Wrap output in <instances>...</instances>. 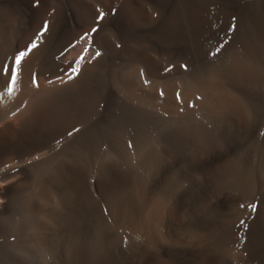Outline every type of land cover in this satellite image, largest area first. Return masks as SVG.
I'll return each mask as SVG.
<instances>
[{
    "label": "bare ground",
    "instance_id": "6f19581e",
    "mask_svg": "<svg viewBox=\"0 0 264 264\" xmlns=\"http://www.w3.org/2000/svg\"><path fill=\"white\" fill-rule=\"evenodd\" d=\"M220 6L0 0L1 233L31 237L26 247L51 264H264V2L224 16ZM231 16L243 26L217 64L170 72L180 58L203 57ZM45 20L49 30L7 93L2 65ZM93 27L95 48L80 39ZM114 52L124 67H114ZM81 54L82 72L69 82ZM197 94L205 102L188 108Z\"/></svg>",
    "mask_w": 264,
    "mask_h": 264
},
{
    "label": "rangeland",
    "instance_id": "374dc122",
    "mask_svg": "<svg viewBox=\"0 0 264 264\" xmlns=\"http://www.w3.org/2000/svg\"><path fill=\"white\" fill-rule=\"evenodd\" d=\"M219 1V0H218ZM259 1H261V0H220V2H221V9L219 8V10H220V13H221V15H229V14H233V12L232 11H230V10H232L233 8H236V7H247V6H249V5H253V4H256L257 2H259ZM242 2V3H241ZM263 2H264V0H263ZM225 4V5H224ZM249 4V5H248ZM223 6V7H222ZM225 13V14H224ZM227 13V14H226ZM239 17L237 16H231L230 18H228V19H225V22H226V24L228 25V29H227V31H226V29L224 28L222 31H224L225 33H224V35L215 43V45L213 46V47H211L208 51H207V53L203 56V57H200V58H195V57H184V58H180V59H178L176 62L174 61V62H172V63H170V67H169V70H171L170 72L172 73V74H174V73H178L179 71H183L184 73H186V74H188V75H190V73L195 69V68H197V67H209V66H212V65H215V64H217L218 62H219V60H220V58L223 56V54H224V52L222 53V55H220V57L218 56L216 59H215V61L214 62H210V61H212V57H211V55H210V52L211 51H214L215 50V47H217V46H219V44L220 43H222V42H225V41H227V45H226V50L230 47V46H232L235 42H236V40H237V38H238V36H240V32H241V28H242V26H243V21L242 20H240V18L238 19ZM231 19V20H230ZM237 21H236V20ZM235 20V21H234ZM233 21V22H232ZM229 22H230V24H229ZM236 23V24H235ZM233 27V28H232ZM236 30V31H235ZM239 31V32H238ZM236 32V33H235ZM231 35V36H230ZM223 39V40H222ZM229 40V41H228ZM232 44V45H231ZM118 58V59H117ZM117 59V60H116ZM218 60V61H217ZM116 63V65L115 64H113V65H115L114 67H117V68H122V67H124L125 66V60L122 58L121 59V57H120V53L119 52H114V58H113V63ZM123 63H124V65H123ZM191 64H193V65H191ZM184 65H187L188 66V68L186 69V68H184L183 66ZM191 67V68H190ZM165 122H167V120L166 119H164V120H157L156 121V123H161L162 125H167V123H165ZM165 123V124H164ZM67 143V142H66ZM66 143H64V144H60L59 146L60 147H63ZM57 147V149H56V151H59V149H61L60 147ZM3 222H4V224H3ZM3 222H1V224H3V225H5L6 224V222L5 221H3ZM76 225V223H75V221H74V223H73V227ZM8 227V226H7ZM76 227V226H75ZM74 227V228H75ZM12 229V228H11ZM76 229V228H75ZM2 233L0 232V258H1V256L2 255H4V254H6L5 256H2V258H4V260L6 261L7 260V263L6 264H9V261H11L12 263H10V264H13V262L14 261H12V260H14V259H16V257L18 258V256L19 257H21V255H22V258H24L23 259V262L25 261V263L26 264H31V263H35V264H45V262H47L48 260V262H50V264H51V259L50 258H52L49 254H46L43 250H41V249H39L38 247H36L35 245L34 246H31V245H33L34 243H32V238L31 237H29V236H26V235H24V236H26V239H25V237L24 236H20L19 234V236H20V238H22V239H24V240H22V239H20L19 240V237H18V235L16 234H12L10 231L8 232V235L9 236H11V234L13 235V236H11V237H9L8 235L6 236V234H7V232H5L4 231V229L2 228ZM12 231V230H11ZM14 231V230H13ZM6 233V234H5ZM2 235V236H1ZM23 235V234H22ZM4 236H5V238H4ZM31 238V239H30ZM28 239H29V241H28ZM25 240H27V242L29 243L30 242V244H28V245H30L29 247H30V250H29V247L27 246L26 247V244H27V242L25 241ZM31 240V241H30ZM25 241V242H24ZM21 242V243H20ZM24 244V245H23ZM20 247V248H19ZM34 247V248H33ZM20 249V250H18V251H16L15 249ZM26 248H28V249H26ZM31 248H32V250H31ZM23 250V251H22ZM35 250V251H34ZM38 250L39 251H42V252H40V254H39V252H38ZM35 253H38V257L36 256L35 257V254H34V252ZM12 252V253H11ZM13 252H14V254H15V252H17L15 255H16V257H15V255L13 254ZM33 252V253H32ZM8 253H9V256L7 257V255H8ZM11 253V254H10ZM19 253V254H18ZM17 254H18V256H17ZM28 254L30 255L29 257H28ZM43 254V255H42ZM14 255V256H13ZM25 257H24V256ZM27 255V256H26ZM42 255V256H41ZM47 256V258H45V259H48V260H44V258H43V256ZM15 257V258H13V259H10L9 257ZM33 257H35V258H37V260L40 258V260H35V258H34V260H32L31 258H33ZM6 258H8V259H6ZM22 258H18V259H16L15 260V262H16V264H25V263H22V262H20L21 260H22ZM26 258V259H25ZM43 258V260L45 261H43V263H42V261H41V259ZM19 259H21L20 261H19ZM4 260H2V259H0V262L2 261H4ZM51 260V261H50ZM5 261H4V263H0V264H5ZM29 261V262H28ZM32 261H34V262H32ZM36 261V262H35ZM19 262V263H18ZM38 262V263H37ZM46 263V264H49V263ZM52 263H54V261H52ZM56 264V263H55ZM57 264H59V263H57Z\"/></svg>",
    "mask_w": 264,
    "mask_h": 264
},
{
    "label": "snow or ice",
    "instance_id": "6c2138e0",
    "mask_svg": "<svg viewBox=\"0 0 264 264\" xmlns=\"http://www.w3.org/2000/svg\"><path fill=\"white\" fill-rule=\"evenodd\" d=\"M36 3L38 4L39 0H36ZM103 16H104V13L98 14V18L103 17ZM48 30H49V22L47 20H45L43 22V27L38 30V33L36 34V38L33 39L27 45V50L25 51V50L17 49L16 53L14 54V56L12 58H10L9 62L2 65L3 74L5 75V77H10V79L6 80V83L4 86V91H6L7 93H11L13 91V85H15L17 82L18 69L21 67L22 62L24 61L25 57L28 56L29 53H31L33 50L37 49V47H38L37 40L42 35H44ZM97 31H98V27H93L91 29L90 33H85L83 36L80 37V39L84 40L86 38H90L89 44L92 48H95L94 37L92 36V34L97 33ZM226 45H227V41L222 42L219 44V46L215 47L214 51L210 52V55L213 58L212 61H210V62H214L218 56L222 55V53L226 51ZM70 48H71V46H69V48H65L63 50V52H61L60 55L57 57V59L58 60L62 59L63 56L70 50ZM88 51H89V48H86L85 53H87ZM101 54L102 53L100 51H96L95 55L92 57V60H95L96 58L100 57ZM81 60H86L85 54H81V56L79 58H77L74 62H72V65L69 68L70 74L65 73L69 82L72 81L74 78H78V75L82 72V69L79 67ZM183 67L186 69L188 68L187 65H184ZM165 70L167 71V69H165ZM140 75H141V77H143L144 72L141 71ZM58 79H60V78L58 77ZM49 82L51 83L52 81L50 80ZM143 82L145 83V85L149 84V81L147 79H145ZM31 83L34 87H36V88L39 87L38 72H36V71L32 72ZM159 94H160L161 98L165 97V93H164L163 89L160 90ZM175 98H176L177 102L181 105L180 111L184 112L185 106L183 104L182 94H181V91L179 89H177V91L175 93ZM195 101H199L201 104H203L205 102V98L202 95L197 94L195 96L194 101L189 102L187 104V107L192 108V109L198 108V105L195 103ZM17 111H19V109H17ZM12 114L15 115L16 112H13ZM248 119H249L250 125L255 123V118L252 117L251 115H249ZM78 132H79V129L74 128L72 131H69L67 133V136L69 138H71L74 134H77ZM261 135L264 136V132H262ZM57 143L59 144V143H61V141L58 140ZM128 147H129V149L134 148L132 141L128 142ZM244 207H245V205L241 204V208H244ZM247 207L255 210L257 206L255 204H249V205H247ZM105 213H107V209H105ZM244 225H245V221L241 220L240 226L243 227Z\"/></svg>",
    "mask_w": 264,
    "mask_h": 264
}]
</instances>
